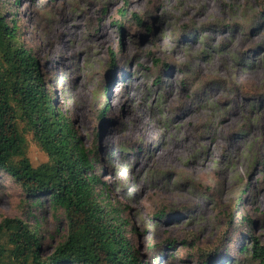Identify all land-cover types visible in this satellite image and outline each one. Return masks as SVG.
Masks as SVG:
<instances>
[{
	"label": "rangeland",
	"instance_id": "obj_1",
	"mask_svg": "<svg viewBox=\"0 0 264 264\" xmlns=\"http://www.w3.org/2000/svg\"><path fill=\"white\" fill-rule=\"evenodd\" d=\"M0 1L57 111L96 145L101 199L146 264H264L249 238L264 246V0ZM186 117L195 160L145 162ZM28 156L47 160L34 143ZM29 203L0 171V219L26 220L47 255L66 235L63 211Z\"/></svg>",
	"mask_w": 264,
	"mask_h": 264
},
{
	"label": "trees",
	"instance_id": "obj_2",
	"mask_svg": "<svg viewBox=\"0 0 264 264\" xmlns=\"http://www.w3.org/2000/svg\"><path fill=\"white\" fill-rule=\"evenodd\" d=\"M133 16L151 31L142 17ZM53 98L38 60L20 42L17 25L6 19L0 1V171L31 206L47 200L61 209L67 225L64 239L44 255L38 230L20 217H2L0 264H146L125 232L122 211L101 199L98 186L104 181L94 173L96 145L83 143ZM31 143L47 155L37 166L28 156ZM249 238L251 256L264 263V246Z\"/></svg>",
	"mask_w": 264,
	"mask_h": 264
},
{
	"label": "bare ground",
	"instance_id": "obj_3",
	"mask_svg": "<svg viewBox=\"0 0 264 264\" xmlns=\"http://www.w3.org/2000/svg\"><path fill=\"white\" fill-rule=\"evenodd\" d=\"M93 45L94 49H98V42L97 43H92V42H87ZM83 93V92H82ZM82 93L80 94L82 96ZM119 98V96H118ZM190 117H186V118H181L180 120L177 121L178 125L180 126V124L182 123H186L189 120ZM200 121L196 124H199ZM151 131V130H150ZM149 132V131H148ZM147 131H133L132 128H129L127 131V138H136L142 134H146L148 133ZM155 132V131H154ZM184 130L181 128H179V131L176 132L175 134L171 135V136H167L166 138L163 139V143L161 144V148L156 151L155 156L153 158H146L145 162H148L150 164H168L171 166H175L174 162H176L177 160H182V161H187V162H193L195 160L194 157L191 156V150H190V146L194 143L193 141H188V140H184ZM194 146V145H193ZM192 146V147H193ZM229 152V148L225 150V152ZM214 156L213 153L211 152L210 156L208 155V160H213ZM197 167L195 168L196 171L201 174V175H208V172L211 170L207 160L205 161V159H197ZM170 167V166H169ZM180 170L188 172V171H192V169L190 168L189 165H187V167H182L180 168ZM235 173V171H233ZM237 172V171H236ZM206 223V220H202L200 221V223L198 224L200 227L204 226Z\"/></svg>",
	"mask_w": 264,
	"mask_h": 264
}]
</instances>
